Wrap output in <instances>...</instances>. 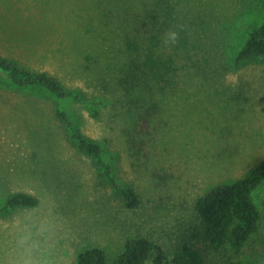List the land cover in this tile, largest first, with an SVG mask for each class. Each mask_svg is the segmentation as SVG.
Segmentation results:
<instances>
[{"label":"rangeland","instance_id":"1","mask_svg":"<svg viewBox=\"0 0 264 264\" xmlns=\"http://www.w3.org/2000/svg\"><path fill=\"white\" fill-rule=\"evenodd\" d=\"M155 2L0 0V54L96 103L94 117L81 103L63 102L80 132L114 156L118 181L141 200L126 206L94 159L68 138L51 97L0 81V203L18 192L39 199L0 214V229L25 209L48 206L62 228V264H76L88 246L114 258L137 236L171 258L200 224L198 197L264 157V56L233 66L264 20V0H162L172 8L166 30L179 32L166 49L182 65L179 86L158 96L125 95L123 32L147 26L151 12L143 11ZM254 198L260 228L245 256L264 264V184Z\"/></svg>","mask_w":264,"mask_h":264},{"label":"trees","instance_id":"2","mask_svg":"<svg viewBox=\"0 0 264 264\" xmlns=\"http://www.w3.org/2000/svg\"><path fill=\"white\" fill-rule=\"evenodd\" d=\"M161 3L162 0H156L143 11L144 15L151 12L147 26L135 27L131 34L124 29L126 62L120 83L125 95L138 92L147 96L150 92L158 96L179 86L182 65L176 53L171 48L167 51L163 42L168 27L164 26L166 17L170 19L172 8L168 4L163 7ZM261 56H264V20L252 29L236 53L233 66L239 67ZM0 81L17 90L36 91L51 97L54 114L63 124L68 138L94 159L100 176L120 193L127 207L135 208L140 204L135 188L118 181L114 156L108 155L102 144L80 132L63 104L65 100L81 103L96 117L99 111L95 102L89 101L81 91L65 86L58 77L26 67L1 54ZM263 184L264 157L236 180L218 184L198 197L195 211L200 224L195 228L196 232L176 243L171 258V253L162 245L146 236H137L128 238L124 250L114 258H109L103 248L85 247L78 253L76 264H258L252 257L245 256V249L260 228L261 213L254 192ZM38 202L36 196L18 192L0 203V214L11 213L19 207H34Z\"/></svg>","mask_w":264,"mask_h":264},{"label":"clouds","instance_id":"3","mask_svg":"<svg viewBox=\"0 0 264 264\" xmlns=\"http://www.w3.org/2000/svg\"><path fill=\"white\" fill-rule=\"evenodd\" d=\"M178 41V31L164 34L166 46ZM61 231L48 206L23 210L0 229V264H62Z\"/></svg>","mask_w":264,"mask_h":264}]
</instances>
